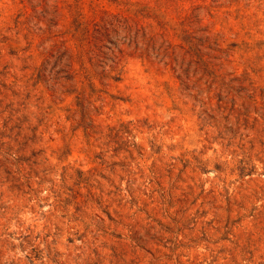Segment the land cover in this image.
<instances>
[{"label":"rangeland","instance_id":"374dc122","mask_svg":"<svg viewBox=\"0 0 264 264\" xmlns=\"http://www.w3.org/2000/svg\"><path fill=\"white\" fill-rule=\"evenodd\" d=\"M145 2L0 0V264H264V0Z\"/></svg>","mask_w":264,"mask_h":264},{"label":"trees","instance_id":"16d2710c","mask_svg":"<svg viewBox=\"0 0 264 264\" xmlns=\"http://www.w3.org/2000/svg\"><path fill=\"white\" fill-rule=\"evenodd\" d=\"M107 1L109 3H111V4H115L117 6L124 7L125 9H127V11H131L132 9L133 10L137 9L136 13H139V12H141L143 10H150V6H149L150 2H145V0H107ZM166 3H168V2H166ZM160 4H161L160 0H154V5L155 6H159ZM112 18L117 19V21H120V22H122L124 24H127L128 22L131 21V23L133 25L129 26L128 30L130 32L132 31L133 26L136 27V28H138V26H139L135 21L131 20V18H126L123 14L112 15ZM139 32H140V30H139ZM139 32L135 31L136 35L133 38H137V34ZM94 33H95V36L93 37L94 41L98 42V40H99V37H98L99 32L98 31H94ZM183 34H186V32H183ZM163 35L166 36V29H163ZM172 36L178 37V35H175V33H172ZM86 39L88 41V35L86 36ZM168 39H169V37H168ZM130 40L133 42L132 39H130ZM208 41H209V39L204 40L203 44H201V46L203 45V47H205V45L208 44ZM196 46H197L196 43H193V41H191V40H186V38H185V39H182V46H180V47H182V49L187 48L188 52L194 51V52L200 53V49H197Z\"/></svg>","mask_w":264,"mask_h":264}]
</instances>
